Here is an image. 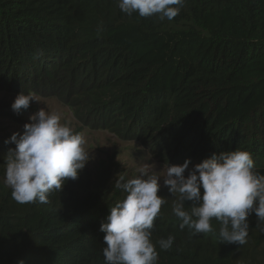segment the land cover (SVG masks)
Returning a JSON list of instances; mask_svg holds the SVG:
<instances>
[{
    "label": "trees",
    "instance_id": "trees-1",
    "mask_svg": "<svg viewBox=\"0 0 264 264\" xmlns=\"http://www.w3.org/2000/svg\"><path fill=\"white\" fill-rule=\"evenodd\" d=\"M0 90L56 97L82 126L137 140L168 166L240 149L264 174V0H185L171 21L129 16L118 0H0ZM9 148L0 144V264H105L99 228L129 174L112 159L85 165L49 203L20 204L3 182ZM159 194L157 264H264L255 213L239 246L221 242L215 218L214 233L181 229Z\"/></svg>",
    "mask_w": 264,
    "mask_h": 264
},
{
    "label": "clouds",
    "instance_id": "clouds-1",
    "mask_svg": "<svg viewBox=\"0 0 264 264\" xmlns=\"http://www.w3.org/2000/svg\"><path fill=\"white\" fill-rule=\"evenodd\" d=\"M184 3L185 0H118L120 10L129 16L156 15L169 21L179 14ZM33 101L40 99L32 92L22 91L11 107L19 113ZM5 143L15 147L6 153L3 182L11 188L12 199L20 204L49 203V194L63 191L65 184L77 179L92 158L85 150L84 135L62 123L61 115L46 107L31 115L22 134L13 133ZM190 164V158L182 164H169L162 176L163 186L177 197L173 213L182 221L180 228L187 226L194 234L214 233L211 220L215 218L221 225V242L245 244L248 218L255 213L259 221H264V174L255 170L252 154L235 149L213 154L191 169ZM138 172V176L128 180L120 175L114 185L127 195L110 208L99 228L105 233V264H157L159 253L151 239L152 229L167 200L159 194L161 176L150 173L147 167ZM186 201L192 202L190 208H185ZM173 242L170 235L156 243L161 250H168Z\"/></svg>",
    "mask_w": 264,
    "mask_h": 264
},
{
    "label": "rangeland",
    "instance_id": "rangeland-1",
    "mask_svg": "<svg viewBox=\"0 0 264 264\" xmlns=\"http://www.w3.org/2000/svg\"><path fill=\"white\" fill-rule=\"evenodd\" d=\"M34 94L40 101L31 102L29 108L17 113L13 111L11 106L18 94L0 90V144L4 143L9 147H15L13 143L6 144L5 140L15 132L22 134L24 125L30 122L31 115L46 107V110L50 112L59 113L61 122L67 123L75 132H79V129L82 128L80 133L86 138L85 150L92 157L86 165L90 166L91 170L96 172L102 164L108 163L112 159L120 166V173H128L132 179L139 175V168L147 167L150 173L161 176V193L166 195L173 204L176 202L177 197L172 196L168 188L163 186L162 176L166 173L168 165L161 162L153 153L150 154L139 141H125L109 130L82 126L75 111L64 101L52 96L42 97ZM4 149L5 147L1 151ZM192 167L193 165H190V169ZM188 172L189 170H186L185 175H188Z\"/></svg>",
    "mask_w": 264,
    "mask_h": 264
}]
</instances>
